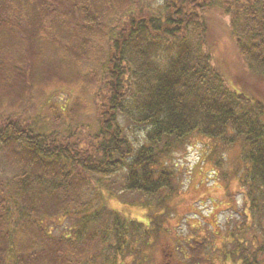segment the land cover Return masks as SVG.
<instances>
[{
  "label": "trees",
  "instance_id": "trees-1",
  "mask_svg": "<svg viewBox=\"0 0 264 264\" xmlns=\"http://www.w3.org/2000/svg\"><path fill=\"white\" fill-rule=\"evenodd\" d=\"M142 1L0 0V264H152L179 182L170 156L192 136L236 148L243 162L244 212L222 230L220 261L264 264V105L218 57L227 38L243 71L264 78V0ZM115 10L126 26L111 21ZM212 16L224 38L212 39ZM47 41L94 70L40 67ZM74 76L93 92L92 118L75 100L45 99L31 113L36 89ZM127 197L146 202V224L107 202L133 205ZM167 241L170 262L216 264L199 240Z\"/></svg>",
  "mask_w": 264,
  "mask_h": 264
},
{
  "label": "rangeland",
  "instance_id": "rangeland-1",
  "mask_svg": "<svg viewBox=\"0 0 264 264\" xmlns=\"http://www.w3.org/2000/svg\"><path fill=\"white\" fill-rule=\"evenodd\" d=\"M10 8L12 5L10 0H3ZM16 1V0H14ZM22 2H28V0H21ZM142 1V0H137ZM143 2V1H142ZM151 6L155 7L160 0H146ZM23 9L26 10V4L24 3ZM26 8V9H25ZM22 9V10H23ZM113 14L115 24L118 22V28L127 25V20L122 19V16ZM27 18V15H25ZM23 16L21 17V20ZM122 19V21H121ZM25 23V21H23ZM105 20L103 21V23ZM22 23V24H24ZM109 21L106 22V24ZM113 23V22H112ZM109 24V27L112 26ZM211 24V34L212 39L215 37L224 38L223 32L225 25L217 21L213 16L210 17ZM25 25V24H24ZM104 26V25H103ZM103 41L101 40V47L103 51ZM48 42V41H47ZM43 42V52L42 58L43 63L39 66H56L66 65L69 66L71 72V67L76 70L77 75H82V77L88 75L92 70H94L95 63H81L75 60L71 65V56L65 52L63 48L57 49L50 42ZM67 45V44H66ZM22 52L19 50V54ZM222 67L227 71L229 78H233L234 81L240 85V88L253 97L259 100L264 105V78L254 77L249 75V73L244 72L242 66V61L239 58L235 48L233 47L231 41L227 38L223 39V45L220 48ZM60 53V56H55ZM103 55L101 59H103ZM99 56L97 54L93 55L92 60L96 61L98 64ZM17 64H23L21 58L15 57L13 60ZM91 61V60H90ZM75 77V76H74ZM79 78H73L71 82L66 85L58 84L54 87L43 90L41 96H39L38 89L34 91V102L32 106L33 110H37L41 114V102L48 99L50 102L57 106H63L70 104L73 100L79 102V105L86 107L82 112L81 119L92 118L93 108L92 99L93 92L88 85L82 84L81 81L77 82ZM76 80V81H73ZM37 107H34V104ZM35 104V105H36ZM43 112V111H42ZM45 113V112H44ZM188 141V140H187ZM219 142H211L207 139L192 136L189 138L187 144L183 145L178 151L172 153L170 156V164L180 171L179 182L175 191L167 198L165 201L166 212L168 211V217L164 220L162 228L164 229V234L168 236L170 240H181L182 243L189 242L192 239L199 240L200 243H204V249L206 252L212 251L214 255V263L222 264L220 261L218 249L223 247V236L222 230L225 229L227 225H231L233 221L238 218L242 212H244V192L245 188L241 187L239 180L243 177V162L240 159L239 152L235 148L233 150L226 149L219 145ZM128 203H133L129 205L127 203L120 204L116 200H111L107 198L111 208H116L118 211L131 219L146 224L148 217L147 208H142L146 202L143 199H134L130 197ZM138 200V201H135ZM148 205V204H147ZM152 206V205H148ZM161 206L154 208V212H162ZM241 211V212H240ZM67 221L55 222V224L50 225V230L53 234L62 233L63 227L67 226ZM53 225V226H52ZM220 233V235H218ZM218 235V236H217ZM167 238V239H168ZM167 239H162V245L155 247L149 253L153 256L152 264H161L162 255L165 261L162 264L168 262L170 257L167 256L168 253L171 255L176 252V247L173 248L172 244H169ZM164 240V241H163ZM167 241V242H165ZM144 251V247L138 252L140 257ZM208 258V255H206ZM181 259V258H178ZM178 259H171L170 264H181L178 263ZM205 258L200 257L199 261L201 264L205 263Z\"/></svg>",
  "mask_w": 264,
  "mask_h": 264
}]
</instances>
